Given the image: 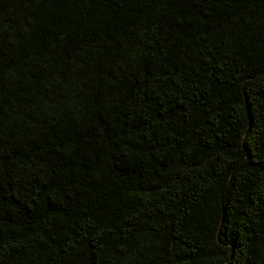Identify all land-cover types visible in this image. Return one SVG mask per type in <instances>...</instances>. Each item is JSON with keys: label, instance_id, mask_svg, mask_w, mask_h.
Segmentation results:
<instances>
[{"label": "trees", "instance_id": "obj_1", "mask_svg": "<svg viewBox=\"0 0 264 264\" xmlns=\"http://www.w3.org/2000/svg\"><path fill=\"white\" fill-rule=\"evenodd\" d=\"M0 264H264V0H0Z\"/></svg>", "mask_w": 264, "mask_h": 264}]
</instances>
